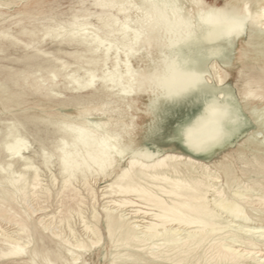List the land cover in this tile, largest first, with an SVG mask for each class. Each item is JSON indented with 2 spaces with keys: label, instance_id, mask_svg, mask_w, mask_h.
Listing matches in <instances>:
<instances>
[{
  "label": "bare ground",
  "instance_id": "obj_1",
  "mask_svg": "<svg viewBox=\"0 0 264 264\" xmlns=\"http://www.w3.org/2000/svg\"><path fill=\"white\" fill-rule=\"evenodd\" d=\"M77 3L41 17L40 0H0V220L13 227L0 226V264H88L96 250L107 264H247L259 238L241 232L264 229L249 225L264 221V0ZM225 8L247 24L219 42L222 55L208 58L199 43L165 46L167 24L190 20L200 32L209 11ZM173 55L203 85L155 105L144 79ZM31 104L43 113H12ZM45 178L60 184L57 215L40 206L52 199ZM107 179L103 197L118 209L142 204L134 214L151 220L141 226L107 206L86 217L76 184L94 200L90 181Z\"/></svg>",
  "mask_w": 264,
  "mask_h": 264
},
{
  "label": "clouds",
  "instance_id": "obj_2",
  "mask_svg": "<svg viewBox=\"0 0 264 264\" xmlns=\"http://www.w3.org/2000/svg\"><path fill=\"white\" fill-rule=\"evenodd\" d=\"M247 18L241 13L225 8L211 10L202 21L200 32L193 30L190 20L173 21L166 25L169 39L165 46L175 49L179 45L202 44L208 58L222 55L219 47L221 40H231L239 36L245 29ZM144 85L155 97V105L161 102H175L190 97L203 85L202 75L189 63L178 56H168L163 59L157 69L145 77ZM209 105L217 101L210 99Z\"/></svg>",
  "mask_w": 264,
  "mask_h": 264
},
{
  "label": "rangeland",
  "instance_id": "obj_3",
  "mask_svg": "<svg viewBox=\"0 0 264 264\" xmlns=\"http://www.w3.org/2000/svg\"><path fill=\"white\" fill-rule=\"evenodd\" d=\"M78 1L79 0H40L41 8L39 9V12L41 14V17L44 14H49V12L51 10H54L57 13H66L71 8L77 7ZM24 4H25V1L22 5H20L18 3V4H12L10 7H5L4 8V13L6 14L5 16H8V17L17 16L18 15L17 12L22 8V6ZM21 10L23 11V9H21ZM45 49L52 51V50H54V47L46 46ZM17 55H23V53L19 52ZM34 100H35V103L47 104V101L45 100V98L43 96H40V95L35 96ZM31 101L33 102V100H31ZM33 106L34 105L31 104L28 111H23V110L15 108L14 110H12V113L19 114L20 116H23V117L26 115H32V114L41 115L43 113V108L41 106L32 108ZM0 109H1V107H0ZM5 116H8L7 112H4L1 110L0 111V118H4ZM248 117H250V116H248ZM37 126H39V128L41 130L44 129L43 124L37 123ZM30 127H32L31 124H30ZM43 170L46 172L45 169H43ZM47 175L49 176V174H47ZM45 183H47L48 186L50 187V189L52 190V199H50L48 201V203H41L40 206L46 207L45 212H47V214L57 215V213L61 210V204L59 202L60 199L57 196V191L60 188V184L57 185L56 187L52 186V184L50 182V178H45ZM109 183H110V179L101 180L100 182H98L96 184H94V182L90 181V184L93 187V189L95 190V193H97L96 194L97 196H95L94 200H93L92 196L88 195V192L85 190V188L82 186V184H76V187L80 189L81 194L83 196V204L81 203L79 206L82 208V212L86 217H91V213L94 212L95 209H96V211H98L99 214L104 216L105 211L103 208H104V206H107L108 208H111V210H112L111 212H114L115 214H118V215H124L126 219L133 218L132 221H138L137 224H140L141 226H143L142 224H144L145 222H149L151 220L150 214L149 215H146L143 213L134 214V212L138 211L139 209H145V207L142 204L129 205L125 208H119L118 209L116 205H114L110 202L111 199L108 198V196L103 197V194H105V192H106V189L104 187L107 186ZM36 204H34V205L36 207L37 206L39 207V205H36ZM75 206L76 205H74V207ZM136 216L138 218H134ZM142 219H144V220H142ZM101 221H102L103 232L105 233V238H106L105 245H106V243L109 242V240H108V237L106 235L105 218L103 217ZM71 222H72L74 228L79 233H84L83 227L80 224V219L77 216V214H74V216L71 218ZM238 225H240V224H238ZM249 225L250 226H263L264 227V221L260 222L257 220V218L255 216H253V217H251V221L249 222ZM0 226L3 229H7L9 231L13 230L12 226L6 224L5 222H3L1 220H0ZM234 227H236V224ZM246 229H248V228H246ZM256 230L254 231V232H258L256 234L247 233L246 231L241 232V234L244 237L259 238L258 245L253 246V248H254L253 254L247 256V260H246L247 264H264V257H263L264 256V239L259 237V236H261L260 234H262V232L264 233V231H263L264 229H256ZM190 231H192V229ZM236 231H238L237 228H236ZM260 231H261V233H259ZM35 239H37L36 236H35ZM241 242L243 244H241ZM224 244L232 245V246H234V248L237 247L236 248L237 250H244L245 248L251 247L243 240H236V242H233V243L230 240H226L224 242ZM255 253H257V254H255ZM105 254H106V252H105V250H103L102 255L98 257L97 256V250H96V251H93L90 254V256L87 255L86 260H87L88 264H107V259L105 257Z\"/></svg>",
  "mask_w": 264,
  "mask_h": 264
},
{
  "label": "snow or ice",
  "instance_id": "obj_4",
  "mask_svg": "<svg viewBox=\"0 0 264 264\" xmlns=\"http://www.w3.org/2000/svg\"><path fill=\"white\" fill-rule=\"evenodd\" d=\"M209 110L212 112L213 115H215L217 113V106L216 105H210L209 106ZM226 115V113H225ZM262 119H264V115H262ZM191 134L189 133V138H190ZM201 145L197 144V147H200Z\"/></svg>",
  "mask_w": 264,
  "mask_h": 264
}]
</instances>
